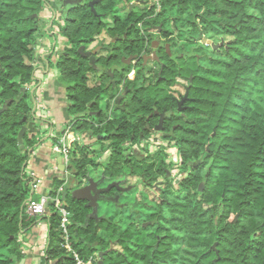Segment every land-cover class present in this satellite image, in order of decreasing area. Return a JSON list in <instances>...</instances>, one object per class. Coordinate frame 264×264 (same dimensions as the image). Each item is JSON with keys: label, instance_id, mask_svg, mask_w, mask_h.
Returning <instances> with one entry per match:
<instances>
[{"label": "trees", "instance_id": "trees-1", "mask_svg": "<svg viewBox=\"0 0 264 264\" xmlns=\"http://www.w3.org/2000/svg\"><path fill=\"white\" fill-rule=\"evenodd\" d=\"M116 3L105 0L94 5L95 11L109 13ZM46 4L47 0H0V264L21 260L18 235L35 222L25 212V203L30 196L29 153L39 139L27 130L20 147L18 133L23 126L30 129L33 120L28 103L33 96L23 88L33 82V49L45 26L39 15ZM160 5L158 17L163 12L167 21L172 15L184 16L193 37L212 33L221 41L212 50L193 42L187 58L192 73L189 109L186 120L176 114L178 127L170 138L183 174L176 189H164L165 199L156 206L145 200L126 206L103 202L113 213L97 221L87 219L92 209L85 200L71 197L73 179L79 185L87 177L97 180L102 175L106 183L116 182L125 167L135 168L137 161L125 152L124 143L139 140L138 119L154 105L174 106V93L164 89L168 83L160 89H137L133 82L128 112L110 107L103 117L98 103L107 91L106 82L89 84L92 68L85 59L78 64V48L89 45L105 27L86 2L63 25L53 20L58 35L66 39L53 67L66 85L71 129L111 142L99 152L75 143L69 154V178L54 179L49 193L55 195L61 187V198L66 192L61 202L70 212L73 248L81 256L107 251L104 264H264V0H160ZM107 32L119 34L116 29ZM184 62L180 69L165 67L162 75L185 81ZM101 134L106 137H97ZM107 150V158L98 162ZM164 167L163 160L153 157L136 170L151 184L165 173ZM106 195L115 197L119 191L112 187ZM48 208L43 264H73L61 247L57 211L53 204Z\"/></svg>", "mask_w": 264, "mask_h": 264}, {"label": "flooded vegetation", "instance_id": "flooded-vegetation-1", "mask_svg": "<svg viewBox=\"0 0 264 264\" xmlns=\"http://www.w3.org/2000/svg\"><path fill=\"white\" fill-rule=\"evenodd\" d=\"M47 1L49 4H46L45 8L49 6L51 16L54 17L53 20L59 19L58 23L63 25V19L72 18L74 12L77 15L79 10L76 9L79 6H83L86 2L93 0H82L80 4L61 6L60 9L55 0ZM104 2L105 0H101L97 4ZM157 2V8L153 10L151 7L144 5L146 0H117L114 9L109 13H98L95 11V6L94 11H92L89 6L93 14L105 27L89 45H81L78 48V64L85 59L92 68L88 73L89 80L90 76H93L94 83L105 81L107 91L102 97L108 96L111 99L112 110L118 108L119 111L121 110L125 113L128 112V104L135 90V88H132L134 83L138 84L137 89H160L162 84L168 83V86L164 87V89L168 90L169 93L173 92L175 94H173L174 106L166 104V106L161 108L156 105L150 107L148 112L138 119V129L145 133L140 132L139 140L146 139L159 132L161 137L166 138L175 146L174 141L170 138L174 136L172 131H175L178 127V124L174 122L178 118L176 114L178 113L182 120H186L187 110L189 109L188 103L191 99L189 87L192 82V73L187 58L192 56L193 42L206 45L207 40L201 32L193 37L191 28L187 27L186 34H188V37L179 39V42L181 41L180 46H177V39L173 29L167 25L166 14L163 12L158 17L161 13V5L160 0H157ZM120 4L124 10L119 9ZM122 25L124 27H121ZM111 29H116L119 34L112 33L110 35L107 30L111 31ZM177 47L178 49L176 50ZM217 47L214 46L212 48L215 49ZM56 56L59 57L58 55ZM116 58H118V61L114 63ZM183 61L188 66L186 67L188 76L185 81L176 80L175 75L173 76L174 80L171 81L170 78L167 79L162 75L165 67L176 66L180 69V64ZM178 81L179 84H177ZM179 88H181L180 91L183 90L182 93H176L175 90ZM185 94H187L186 97L178 105V102ZM93 113L96 116L99 114L97 111ZM97 137L106 136L101 134Z\"/></svg>", "mask_w": 264, "mask_h": 264}, {"label": "crops", "instance_id": "crops-1", "mask_svg": "<svg viewBox=\"0 0 264 264\" xmlns=\"http://www.w3.org/2000/svg\"><path fill=\"white\" fill-rule=\"evenodd\" d=\"M41 17L45 21V26L40 31V36L36 40L33 49L34 85L30 91L34 102L31 105L33 109V126L27 129L30 137L34 136L39 140L29 153L27 173L34 172L38 178H41L43 181L41 192L49 193L53 189L54 179L67 180L69 178L68 165H65L62 157L53 151V145L62 136L65 127L69 125L71 117L67 112L69 102L66 96V85L60 80L58 71L53 67L56 55L60 54L66 46V39L55 34L51 24V9L49 6L43 10ZM83 141L84 145H91L92 139L87 134ZM86 179L81 180V183L76 184L77 186L73 188L84 186ZM76 181V179H73L71 183H76ZM107 184L109 182L103 181L98 188H104ZM121 187L123 188L120 184ZM103 195L108 197L106 193ZM116 196L120 197L121 194L119 193ZM116 196L113 197L115 201L112 202L117 203L119 201V199H116L119 197ZM99 207H101V202L98 201L97 209ZM50 216L51 211L48 208L46 214L38 220L40 226L37 228L33 226L31 229L26 228L22 231L19 238V241L21 239L22 258L21 262L19 261L17 264H43L45 262ZM97 217L98 212L94 215H91L90 212L87 219L97 221V219H100ZM53 263L54 261L48 262V264Z\"/></svg>", "mask_w": 264, "mask_h": 264}, {"label": "rangeland", "instance_id": "rangeland-1", "mask_svg": "<svg viewBox=\"0 0 264 264\" xmlns=\"http://www.w3.org/2000/svg\"><path fill=\"white\" fill-rule=\"evenodd\" d=\"M157 0H146V3L144 5L151 7L153 10H155ZM119 9H122L121 4L119 5ZM124 10V9H122ZM253 14L255 12L253 11ZM41 15V13H40ZM39 15V16H40ZM183 18L184 16H178L173 15L172 18H169L168 20V27L173 29V32L175 34V37L177 39V46H180L179 39H184V37H188V34H186L187 26L183 23ZM59 20V19H58ZM65 20L63 19V24ZM186 34V35H185ZM206 40L207 44L203 45L204 48L211 49L212 46H218L219 43L221 42L219 39V36H214L212 33H206L203 35ZM36 42V40H35ZM193 44V48H194ZM178 47L176 48V50ZM58 57H56L55 60H57ZM33 62V61H32ZM89 84L93 85L94 84V78L93 76H90ZM28 87H31L34 85V82L30 81ZM177 92H181V88L177 89ZM28 103H34L31 102L30 99ZM108 105V107H107ZM98 106L101 107L102 115L104 118H106L109 115V109L112 107V101L111 99L108 98V96L101 97ZM33 112V109L31 110ZM30 126H33V120L30 121ZM173 133V132H172ZM80 135H83V138H86V133H80ZM92 139L91 141V148L95 152H99L102 148L103 145L109 146L110 145V138H106L102 141L96 140V137H90ZM124 147L126 148V151L128 154H130V157L132 158L133 161H137V166L133 169L129 167L124 168V176L121 177L118 181L123 188H127V190L124 192L123 195H121L118 199L121 203L122 206H126L128 203L134 200H145L146 203L152 206H156L159 204L163 199V194L162 191L167 189L168 187H172V189H176L178 185V181L180 177L183 175L180 173V166H181V158L179 157V154L177 153V148L174 146V144L166 138L161 137V133L157 132L154 133L153 136H149L146 139L143 140H138L135 143H130V141L124 143ZM110 151H104L102 152L101 156L97 158L98 162H104V160L107 158L109 155ZM93 155V154H92ZM94 157V155H93ZM156 157L158 158V162L160 160H163L165 163V173L162 175H158V177L149 184V180L145 179L143 177H140V174L138 173L139 166L144 163L151 162L152 158ZM135 165V164H134ZM209 165H206L204 169L202 170V176H205L207 173V168ZM137 169V170H136ZM137 172V174L133 173ZM101 175V174H100ZM102 176V175H101ZM103 177V176H102ZM101 178V177H100ZM99 178V179H100ZM97 179V180H99ZM201 188V187H200ZM127 193V194H126ZM128 195V196H127ZM34 196H36L34 194ZM171 199V198H170ZM115 203V202H114ZM53 204V203H50ZM54 205V204H53ZM49 206V205H48ZM26 207V206H25ZM55 207V206H54ZM115 207V205H114ZM140 210L142 213L144 212V208L139 206ZM165 207V206H164ZM98 212V217L97 218H102L104 214H107L108 216H111L113 213V208L109 206L108 204H103L101 203V207H99L96 210V213ZM58 214V213H57ZM35 222H33L28 228L31 229V227L35 226L36 228L40 226V221L38 220L40 218L38 217H32L30 216ZM59 217V215H58ZM44 219V218H43ZM147 224V223H146ZM28 231V230H26ZM22 232L19 233L18 238H20ZM21 243V239H20ZM98 252L92 254V255H97Z\"/></svg>", "mask_w": 264, "mask_h": 264}, {"label": "built area", "instance_id": "built-area-1", "mask_svg": "<svg viewBox=\"0 0 264 264\" xmlns=\"http://www.w3.org/2000/svg\"><path fill=\"white\" fill-rule=\"evenodd\" d=\"M54 17L51 16V22ZM58 22V20H55ZM55 34H57V26H53ZM33 86V85H32ZM31 87L25 88L29 92ZM83 135L78 132H74L71 126L65 127V130L60 138L53 145V151L58 153L65 165H69V154L75 143H84ZM30 177V196L25 203V212L28 216L32 217H43L47 210L48 205L53 203L55 209L59 215V229L61 233V247L65 250L66 255L71 258L73 264H95L97 262V255L81 256L71 244V234H70V212L66 209L64 204L61 202L60 198V188L56 191L55 195L50 193H42V179L38 178L34 172L28 174ZM34 194L36 196H34ZM40 224V223H39Z\"/></svg>", "mask_w": 264, "mask_h": 264}, {"label": "water", "instance_id": "water-1", "mask_svg": "<svg viewBox=\"0 0 264 264\" xmlns=\"http://www.w3.org/2000/svg\"><path fill=\"white\" fill-rule=\"evenodd\" d=\"M58 3V7L59 9L61 8V6H74L76 4H80L82 3V0H55ZM101 0H93L88 2V5L90 6L91 10L94 11V5L99 3ZM215 45H213L212 47H214ZM25 88H23L24 90ZM187 94L184 95V97L178 102V105L182 102V100L186 97ZM27 131V127L23 126L19 133H18V144L20 145V147H22V138L23 135L25 134V132ZM104 181V177L101 176V178L97 181H95L94 179L88 177L86 179V184L84 186L81 187H77V188H73L74 186H76V183H72V185L70 186L72 188L71 190V197L76 198V199H80V200H85L86 201V206L90 207L91 210V215H94L96 213L97 210V205H98V201L103 203L108 201H115L113 200V197H105L103 194L108 192L112 187H116L117 190L119 191V193L121 195L124 194V192L127 190V188H120V183L119 182H110L109 184H107V186H105L104 188H98L100 183ZM202 188V187H201ZM200 188V190H201ZM66 196V192L62 193L61 199L64 201ZM119 197V196H116ZM118 199V198H116ZM95 218V216H94ZM112 247H110L111 249ZM107 253V251H100L97 253V264H104L103 263V258L104 255ZM63 257H60L59 260H62ZM21 262V261H20ZM17 264V263H16Z\"/></svg>", "mask_w": 264, "mask_h": 264}, {"label": "clouds", "instance_id": "clouds-1", "mask_svg": "<svg viewBox=\"0 0 264 264\" xmlns=\"http://www.w3.org/2000/svg\"><path fill=\"white\" fill-rule=\"evenodd\" d=\"M25 90V89H24Z\"/></svg>", "mask_w": 264, "mask_h": 264}]
</instances>
